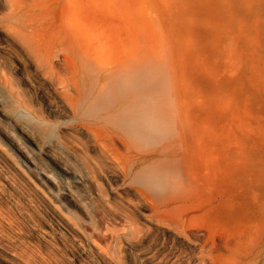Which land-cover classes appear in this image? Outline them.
Masks as SVG:
<instances>
[{"label": "rangeland", "instance_id": "374dc122", "mask_svg": "<svg viewBox=\"0 0 264 264\" xmlns=\"http://www.w3.org/2000/svg\"><path fill=\"white\" fill-rule=\"evenodd\" d=\"M37 5L42 38L70 65L87 49L114 67L148 52L171 122L156 141L118 144L123 168L96 176L68 145L87 139L79 120L32 67L10 70L0 33V264H264V0ZM127 93L90 100L84 125L98 129ZM19 99L39 118L11 115Z\"/></svg>", "mask_w": 264, "mask_h": 264}, {"label": "bare ground", "instance_id": "6f19581e", "mask_svg": "<svg viewBox=\"0 0 264 264\" xmlns=\"http://www.w3.org/2000/svg\"><path fill=\"white\" fill-rule=\"evenodd\" d=\"M30 1V6L28 4L24 6L22 0H0V11L5 9L7 12L4 15L0 14V16L3 15L0 17V33L6 39L3 49L12 53L19 62L17 65L10 64V70H26L28 67H32L34 72L40 76L39 78L45 84L50 85V90L56 96L54 98L59 99L57 101L61 104L63 115H68L71 120H79L75 121L76 126L75 123L70 125L74 126L71 130L80 134L81 138L82 135H85L87 139L84 141L85 139L82 138V141V139L76 138L78 140V142L75 140L76 143L73 141L74 136L71 135L73 140H70L68 145L72 146V151L74 150L79 157L80 153L85 157L83 162L88 161L93 164L92 169L96 176H100L101 172L105 175L108 171L115 170L116 172V170L122 169L118 158L121 154L116 149L118 144L129 150L136 146L138 141H140L139 143L156 141L158 134L170 124H168V118L171 106L169 108L166 104L164 79L161 71L154 66L152 58L148 52H145L146 49L141 57H132V55L123 63L117 64L116 67L111 66V63H105L98 53H90L87 49L85 53L81 54V57L80 54L77 56L73 65H70L60 47L59 49L54 42H51L53 45L51 46L42 38L40 21L35 14V8L38 6L37 0ZM72 24H75V21H72ZM89 75L98 77L95 89L93 88L94 90L91 92L84 89V78ZM1 77L3 82L8 83V79L4 75ZM129 90L134 92L133 96ZM126 91L129 92L127 93L129 94L128 98L123 99L124 101L122 100L123 102L121 101L120 104L117 103L118 105L115 102L105 118L96 116L95 121L98 129L88 126L86 123L84 125L82 114L90 100H94V103L98 104L106 99L107 94L120 99L119 95L121 94L118 93L126 95ZM14 102L8 110L11 115L17 110V107H24L28 113L39 118V110H35L33 104L21 106L27 103L20 99L14 100ZM97 114H101V112ZM80 121L82 124L77 125ZM124 132L132 135L133 140L130 141L133 143L128 141L127 134V140L126 137L123 138L126 141H119V135ZM107 137L109 138L108 142H106ZM91 150L97 153V160L102 159L106 165L101 162L102 160L99 161L101 167L95 164L97 160L92 161L90 158L89 151ZM80 159L82 161L83 158ZM86 165H88L87 162ZM106 166L111 170L103 169ZM104 175L102 174V176ZM106 178L108 177L106 176Z\"/></svg>", "mask_w": 264, "mask_h": 264}]
</instances>
